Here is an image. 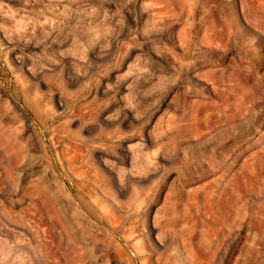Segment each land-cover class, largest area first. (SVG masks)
<instances>
[{"label": "rangeland", "instance_id": "374dc122", "mask_svg": "<svg viewBox=\"0 0 264 264\" xmlns=\"http://www.w3.org/2000/svg\"><path fill=\"white\" fill-rule=\"evenodd\" d=\"M142 1L0 0V109L28 114L14 67L24 60L45 99L61 95L59 113L87 112L69 129L88 123L94 143L123 132L131 148L105 156L124 179L94 158L97 174L75 177L55 147L59 180L40 162L8 174L0 264H142L131 227L145 236L146 264H264V0H165L168 27ZM93 194L119 229L100 219ZM150 225L162 241L146 237Z\"/></svg>", "mask_w": 264, "mask_h": 264}, {"label": "bare ground", "instance_id": "6f19581e", "mask_svg": "<svg viewBox=\"0 0 264 264\" xmlns=\"http://www.w3.org/2000/svg\"><path fill=\"white\" fill-rule=\"evenodd\" d=\"M142 2L143 4H141V6L143 5V8L147 9L148 12L151 13L154 22L158 24H164L167 27L171 24V22H168V21H173V20L171 19L168 20V17L169 18L173 17V14H172V11L169 5L165 2V0H143ZM24 65H25L24 60H18L16 63H14V67L17 72L16 75L18 76V79L21 82L20 86L18 87V91L16 90L17 92L16 91L15 92L17 93L19 98L23 97L22 101L25 102V106L29 108L30 113L28 111V114L27 113L23 114V112L22 113L20 112L18 114L17 113L18 108L15 107V105L13 106V104L11 103L10 105H8L9 107L8 109H5V111H2L0 109V193L3 191V187L6 181L5 179L8 176V174L12 173L13 175L17 177L23 171H27L30 169L32 170L34 163H37V162L42 163V164H39V163L38 164L41 167H43V169L45 168L46 171L49 165L50 171H52L51 173L53 174V177H56L59 180L58 178L59 171L53 160L54 158L51 152L52 147L56 148L57 155H58V158L62 166H64V163L66 162L69 170L73 173L75 177H78V178L82 177V179L85 178L86 176H88V170L91 167H93L96 170V173L95 172L94 173L97 174V169L95 167L96 166L95 161L93 160L94 158L96 161H99L103 166L111 170L110 173L113 174L114 180L117 177L118 179H120L122 177L121 175L122 172L120 171L121 169L119 170L118 168L109 166L111 165L112 162H110V160H108L107 157L105 156L110 154L111 147L116 146L120 150V153H122L124 158L130 157L131 148H125L127 146H125L126 142L124 141L123 132L122 133L118 132L116 135H113L110 141H108L109 143L106 142V140L104 139H103L104 141L94 143V141L92 142L89 139V137H84V135H86L85 133H90L93 130V127L90 126L88 123L84 122L81 128L77 131L69 129L71 128L70 127L71 124H73L77 119L86 120V117L88 116L87 112L86 113L82 112L81 114H78L77 110L74 109V110H71L70 113L68 112L64 115L63 113H59L58 108L63 106L64 104L61 95L56 94V92H51L49 94V97L48 98L46 97L47 99H45L44 95L42 94V91L40 90V86L42 85L41 84L42 82L40 81L39 76L37 75L35 71L32 70L33 68L30 67L31 69H26ZM0 93H1V90H0ZM17 118H18V121H17ZM101 118L105 119V113L101 115ZM30 119L31 121H33V119L36 120L37 123L40 124L41 126L40 125L37 126L35 122L34 123L32 122L29 124ZM27 127L32 129V134L28 135L29 136L28 138L24 137V132L26 131ZM72 138L73 140L76 141L75 148H73L74 146L72 147V144H69L68 147L61 148V146L59 145L61 142L60 139L70 140ZM34 151L39 152L37 153V156L34 155L35 154ZM78 160H80V162ZM57 179L56 181H58ZM40 181L42 180H39L38 182ZM39 184L41 183H38V185ZM56 185L58 186V184ZM123 185L120 181L117 183L115 181V184H114L115 187L113 186L111 187H113V189L115 188L114 190L117 192V194L120 195L123 191ZM57 186L55 188H58L57 189L58 191L60 192L64 191L62 190V188L60 190L59 188L60 186L58 187ZM104 188H105L104 190H106V187ZM79 190L81 189L79 188ZM111 191L107 190L106 194L108 195L106 196V198H108L109 196L110 198L113 197V199H115L116 194L114 191H113L114 193H111ZM101 196L104 197V195H101ZM90 198H91V203H92L94 210H98L99 212L100 219L106 221L110 225V228L119 229L120 226H117V224H119L120 222L113 219L112 217L113 213H111V208L107 206L104 202H102L99 199V197H97L94 194L90 195ZM115 202H117V200ZM15 214H16L15 217L17 218V220L20 219V221H22V212L18 211V214L16 212ZM70 222H71L70 218L66 216L65 224L68 226ZM74 224H75V221H73V225ZM137 229L138 228H136V230ZM137 233H139V231ZM126 234L131 237V243L134 247L133 250H135V254H136L134 255L136 256L138 261H140L142 264H146L150 258V251H149V248H147L146 245L142 241V239L145 236L143 235L141 236L139 234L135 235L136 232H135L134 227H131L128 233ZM154 234L156 235V238L158 241H162L165 238V232L162 229H157L153 225L148 226L146 237L149 239ZM95 247L96 246L94 245V248ZM82 251H83V246L80 244L78 246V252L82 253ZM77 259L78 261L81 262V264H84L83 256ZM134 259L131 258L130 259L131 261L129 260L131 264L133 263Z\"/></svg>", "mask_w": 264, "mask_h": 264}]
</instances>
